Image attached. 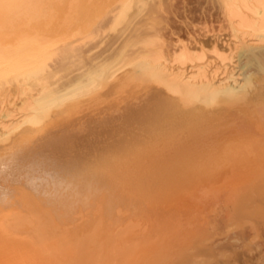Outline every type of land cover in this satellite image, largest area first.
I'll return each mask as SVG.
<instances>
[{
  "label": "bare ground",
  "instance_id": "obj_1",
  "mask_svg": "<svg viewBox=\"0 0 264 264\" xmlns=\"http://www.w3.org/2000/svg\"><path fill=\"white\" fill-rule=\"evenodd\" d=\"M156 2L0 0V264H264V0Z\"/></svg>",
  "mask_w": 264,
  "mask_h": 264
},
{
  "label": "rangeland",
  "instance_id": "obj_2",
  "mask_svg": "<svg viewBox=\"0 0 264 264\" xmlns=\"http://www.w3.org/2000/svg\"><path fill=\"white\" fill-rule=\"evenodd\" d=\"M201 1L203 2V0H158L156 2L160 3V10L153 17L160 21L154 25L157 29L155 35L163 39L165 46L171 44L175 48L184 46L190 49L194 46L198 47V42L206 43V39L203 38L205 31H213V34L218 36L219 44L224 45L229 42L228 31L219 30L222 25L218 23L216 11L212 9L210 18L206 20L202 13L204 5L202 6ZM113 43L112 37L103 40L100 44L96 43L93 46H97L91 50V53L101 54L107 51ZM210 56L211 53L206 51L205 57L209 58ZM226 253L230 252L222 251L213 260L223 262L227 258ZM203 257L206 258L204 259L206 260L205 264L211 263L209 255L204 254Z\"/></svg>",
  "mask_w": 264,
  "mask_h": 264
}]
</instances>
